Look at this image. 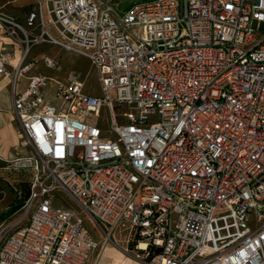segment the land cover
Masks as SVG:
<instances>
[{
  "label": "built area",
  "instance_id": "obj_1",
  "mask_svg": "<svg viewBox=\"0 0 264 264\" xmlns=\"http://www.w3.org/2000/svg\"><path fill=\"white\" fill-rule=\"evenodd\" d=\"M119 3L34 0L22 20L0 4V37L19 46L3 43L0 74L29 149L0 157L29 183L0 264H88L83 217L143 241L140 264H264V0ZM41 44L87 57L100 92L73 70L47 100Z\"/></svg>",
  "mask_w": 264,
  "mask_h": 264
},
{
  "label": "rangeland",
  "instance_id": "obj_2",
  "mask_svg": "<svg viewBox=\"0 0 264 264\" xmlns=\"http://www.w3.org/2000/svg\"><path fill=\"white\" fill-rule=\"evenodd\" d=\"M143 0H120L119 11L126 10L131 7L134 3ZM3 11L7 14L10 13L8 10L12 7L10 0H0ZM115 5V3H114ZM29 4L27 7L22 8V11L26 8L31 7ZM12 13H10L11 15ZM39 51H48V46L41 44L33 47ZM52 48V50H51ZM49 50L53 51L56 48L53 46ZM35 49V50H36ZM64 50H61V81H64L68 73L72 70L79 72L81 75L84 86L90 88L93 92H100L96 77L95 69L86 60L84 55H78L76 53H70L64 55ZM80 57V58H79ZM42 72L51 74L46 68L40 69ZM59 78V77H58ZM49 89V86L47 87ZM113 96V92H110ZM1 100L6 101L5 92L1 94ZM123 108H125L123 106ZM103 113V111H102ZM102 115V114H101ZM89 123H99L102 128L108 126V122H100L99 117H91L87 120ZM20 141V140H19ZM1 148L9 155L14 154V149L10 146L9 142H2ZM4 163L0 162V227L4 225L12 224L18 216L16 211H11V205L16 198L22 195L24 189V183L27 181V173L19 170H9L3 167ZM53 207H70L76 210L73 205L66 204V196L64 194H58L52 198ZM83 221L91 235L96 241V247L91 252L88 264H140L144 251L136 247V240L132 236H128L124 231H114L110 233L108 237L100 231L91 221L86 217H83ZM139 257H135L136 255Z\"/></svg>",
  "mask_w": 264,
  "mask_h": 264
},
{
  "label": "crops",
  "instance_id": "obj_3",
  "mask_svg": "<svg viewBox=\"0 0 264 264\" xmlns=\"http://www.w3.org/2000/svg\"><path fill=\"white\" fill-rule=\"evenodd\" d=\"M11 8L8 10L11 15L17 18L18 20H22L25 17V14L27 11L32 7L26 8L22 11V8L27 7L29 4L34 3V0H10ZM8 13V14H10ZM3 43L8 49L15 50V54L17 55L19 53V46L12 45L10 40L8 38L0 37V48L3 46ZM48 51H38V49H32L29 58L34 59L36 62L34 71H40V69L43 67L40 62H38V59L41 54L46 53L49 55H55L58 58V67L55 70H49L50 76L53 77V80L49 82V89L46 87L44 94L47 100L52 101V95L53 91L56 88L57 82H61V49L57 46H54L56 50L50 52V48L53 47V45H47ZM52 50V48H51ZM64 55L70 54V51L63 52ZM73 53V52H72ZM80 58V57H79ZM12 62H15L14 60ZM89 62V60H88ZM90 63V62H89ZM44 68V67H43ZM48 70V69H47ZM73 71V70H72ZM71 72V71H70ZM69 72V73H70ZM44 73V72H42ZM68 73V75H69ZM47 74V73H45ZM49 75V74H47ZM67 75V77H68ZM59 77V78H58ZM66 77V78H67ZM66 80V79H65ZM64 80V81H65ZM26 85V79L21 78L18 83V88L22 89ZM84 89L88 92H91L93 94H98L99 92H93L90 88H86L84 86ZM5 92L6 101L3 102L1 100V94ZM19 127L17 124V121L14 118L13 112H12V83H11V74H0V157L4 160L7 158L14 157L15 155L19 154H26L29 152L28 147L22 145L19 141ZM2 142H9L10 146L14 149V154L9 155L7 152H5L1 148ZM1 162V161H0Z\"/></svg>",
  "mask_w": 264,
  "mask_h": 264
},
{
  "label": "trees",
  "instance_id": "obj_4",
  "mask_svg": "<svg viewBox=\"0 0 264 264\" xmlns=\"http://www.w3.org/2000/svg\"><path fill=\"white\" fill-rule=\"evenodd\" d=\"M28 190H29V183H28V181H26L24 183V189L22 190V195L19 198H16L15 201L11 205V211L12 212H14L15 210H17L20 207L22 201L24 200V198L28 194Z\"/></svg>",
  "mask_w": 264,
  "mask_h": 264
},
{
  "label": "bare ground",
  "instance_id": "obj_5",
  "mask_svg": "<svg viewBox=\"0 0 264 264\" xmlns=\"http://www.w3.org/2000/svg\"><path fill=\"white\" fill-rule=\"evenodd\" d=\"M85 58L88 61L87 57H85ZM144 247H145V243L143 241H140L139 244H138V246H137V248L143 249ZM135 257H139V255L137 254Z\"/></svg>",
  "mask_w": 264,
  "mask_h": 264
}]
</instances>
